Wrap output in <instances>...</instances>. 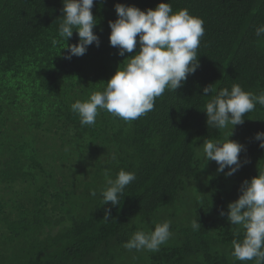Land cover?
I'll list each match as a JSON object with an SVG mask.
<instances>
[{"label": "trees", "instance_id": "trees-1", "mask_svg": "<svg viewBox=\"0 0 264 264\" xmlns=\"http://www.w3.org/2000/svg\"><path fill=\"white\" fill-rule=\"evenodd\" d=\"M0 264H264V0H0Z\"/></svg>", "mask_w": 264, "mask_h": 264}, {"label": "rangeland", "instance_id": "rangeland-1", "mask_svg": "<svg viewBox=\"0 0 264 264\" xmlns=\"http://www.w3.org/2000/svg\"><path fill=\"white\" fill-rule=\"evenodd\" d=\"M220 162L223 165L227 164L225 160ZM136 238L133 239L135 245L134 249L130 248V244L127 245L125 256L128 259L143 256L148 250L156 248L158 245H162L164 236L162 232L143 228L138 230Z\"/></svg>", "mask_w": 264, "mask_h": 264}]
</instances>
